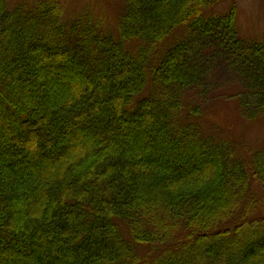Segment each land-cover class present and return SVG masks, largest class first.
Segmentation results:
<instances>
[{
    "label": "trees",
    "instance_id": "trees-1",
    "mask_svg": "<svg viewBox=\"0 0 264 264\" xmlns=\"http://www.w3.org/2000/svg\"><path fill=\"white\" fill-rule=\"evenodd\" d=\"M121 1L113 34L0 0V264H264V148L203 134L188 48L166 44L248 54L264 115V39L237 46L224 0Z\"/></svg>",
    "mask_w": 264,
    "mask_h": 264
},
{
    "label": "rangeland",
    "instance_id": "rangeland-1",
    "mask_svg": "<svg viewBox=\"0 0 264 264\" xmlns=\"http://www.w3.org/2000/svg\"><path fill=\"white\" fill-rule=\"evenodd\" d=\"M26 1L8 0V6ZM64 11V18L93 15L102 18L105 26L116 34V25L124 3L120 0H58ZM236 10V33L239 47L248 53L251 42L264 39V0H224L213 6L211 11L224 14L230 6ZM98 16V17H97ZM182 38L186 44L188 72L195 76L186 86L179 102L185 113L199 119L203 134L217 140H224L236 146L242 156H250L255 150L264 148V115L256 111L257 88L252 59L240 51H230L222 44L209 39H200L195 33L182 28L168 38L167 45L174 38ZM226 46V45H225ZM240 53V54H239ZM244 57L236 66L239 57ZM229 58H234L231 62ZM251 60H250V59ZM256 88V89H255ZM261 202V201H260ZM143 260L153 257L148 249L140 250Z\"/></svg>",
    "mask_w": 264,
    "mask_h": 264
}]
</instances>
